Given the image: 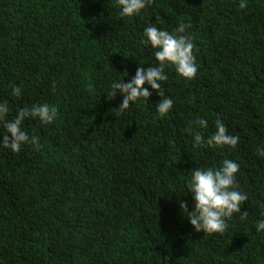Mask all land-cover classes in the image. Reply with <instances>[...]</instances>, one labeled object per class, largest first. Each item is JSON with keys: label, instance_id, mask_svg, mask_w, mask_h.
Returning <instances> with one entry per match:
<instances>
[{"label": "trees", "instance_id": "trees-1", "mask_svg": "<svg viewBox=\"0 0 264 264\" xmlns=\"http://www.w3.org/2000/svg\"><path fill=\"white\" fill-rule=\"evenodd\" d=\"M151 0L121 18L115 0H0V101L15 116L47 102L57 118L23 127L36 144L0 147V264H264V0ZM189 25L197 72L168 66L173 107L156 114L157 91L117 115L113 79L155 67L144 27ZM22 89L13 97L11 87ZM219 119L235 147H194L192 121ZM3 131L0 126V132ZM6 133H0V138ZM10 135V134H8ZM239 164L248 199L223 233L195 232L179 208L193 207L190 171Z\"/></svg>", "mask_w": 264, "mask_h": 264}, {"label": "clouds", "instance_id": "clouds-1", "mask_svg": "<svg viewBox=\"0 0 264 264\" xmlns=\"http://www.w3.org/2000/svg\"><path fill=\"white\" fill-rule=\"evenodd\" d=\"M151 0H115L114 6L119 10L121 18H133L146 10ZM246 6L245 0H241L240 7ZM189 25L180 23L171 32L165 28L150 23L144 27L140 43L147 49L153 50L151 55L155 60V67L147 69L138 66L134 76L127 83H122L120 78L113 79L106 92L107 98L116 95L122 97L117 110V115H123L134 102L146 104L151 90L157 91L160 100L155 104L156 114L159 117L167 116L173 107V99L165 96L162 90V82L168 79L165 68H174L177 76L184 80H191L197 72L196 58L193 55L195 47L192 38L185 35ZM22 89L13 85L11 95L20 97ZM10 107L7 100L0 101V126L6 133L0 138V147L9 149L13 153L21 151L26 144H36L38 137L30 136L24 129L26 119L38 120L42 125L51 124L57 118L58 108L47 102L35 103L30 107H22L16 111L15 116L8 118ZM207 121L195 118L192 121V144L194 147L223 148L235 147L239 137L228 133L227 127L219 120L215 123V132L207 137L203 130L207 129ZM10 134V135H8ZM257 154L264 157V149H257ZM239 164L231 159H223L219 165L199 167L190 171L186 180L185 189L192 194L193 207L181 201L179 208L186 216L189 224L195 232L205 234L223 233L227 228V221L239 213L240 219H246L248 213L241 212V206L248 199L247 195L239 190L236 182V173ZM256 231H264V219L256 223Z\"/></svg>", "mask_w": 264, "mask_h": 264}]
</instances>
